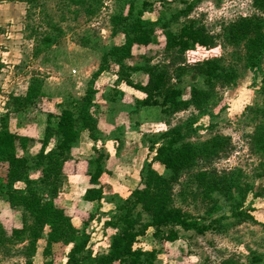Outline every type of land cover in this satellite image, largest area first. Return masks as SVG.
<instances>
[{"label":"rangeland","instance_id":"374dc122","mask_svg":"<svg viewBox=\"0 0 264 264\" xmlns=\"http://www.w3.org/2000/svg\"><path fill=\"white\" fill-rule=\"evenodd\" d=\"M143 1L134 0L135 12L143 8ZM147 1L153 6L152 9L145 8L142 16L151 20L168 18L185 4V0ZM28 8L35 15H29ZM122 8L127 12L129 0H0V63L3 64L0 73V116L7 109L10 95L24 94L33 76L43 79L42 90L49 98L39 101L37 106L29 105L21 112L12 113L9 123L11 130L42 137L47 124L46 110L53 109V102L69 95L82 96L85 93L89 80L99 67L103 52L115 40H119L111 37V16ZM252 15H264V6L255 4L253 0H199L189 17L182 18V23H188L192 18L202 20L217 36L213 48L188 51L189 64L219 56L224 66H235L238 77L235 84L217 87V95L209 102L205 112L191 107L177 112L169 120L171 125L192 120L196 133L190 139L195 142L213 137L226 139L229 143L226 152H229L222 153L212 166L218 171H235L240 184L249 187L241 208L252 206L254 219L236 223L233 200L218 194L212 198L205 196L194 199L189 193L190 189L184 197L180 194L182 184H177L175 193L178 194V205L198 219L207 218V222L220 218L221 224L203 234L179 229L180 238L173 242L154 237L153 228L148 229L137 246L145 250H158L157 264H202L207 260L219 262L224 258L247 264L252 250L262 255L259 264H264V152L252 150L247 137L249 134L264 133V122L260 119L263 116L254 117L250 109L262 104L260 90L264 58L260 66L250 68L242 55L246 36L233 37L227 29L234 27L240 17ZM44 19L54 25L59 39L56 44L40 52L36 49V41L29 37L28 25L39 22L44 26ZM160 44L152 45V48L159 50ZM145 48H135V54L128 62H141ZM153 60L167 59L158 51ZM132 78L134 81H146L143 72L134 73ZM178 85L184 88V97L187 98L191 85L204 87L205 83L202 76L187 68ZM96 86L98 91L92 109L98 118L102 137L94 142L82 135L76 142L74 155L78 161L71 162L69 167L77 172L61 176L56 200L81 231L90 233L89 248L94 254L107 249L115 229L106 226L105 222L129 194V190L139 182L148 154L145 134L157 133L169 127L164 122L159 106L135 110V99L144 94L118 82L116 65L112 64L108 71L96 78ZM115 87L125 94L111 101L108 97ZM94 147L108 153L105 160L108 171L100 178L104 188L103 198L90 203L83 200V194L90 186L86 159L95 154ZM155 167L167 173L158 163ZM4 173L5 169L0 168V181ZM32 175L38 176L39 171ZM18 186L23 184L19 183ZM214 198L218 200V207L209 215L208 209ZM90 212L95 213V217L85 225L83 222L88 219ZM0 216L9 231L29 220L28 215L11 208L4 196H0ZM49 230V227H45L38 241L34 256L36 264H44L43 251ZM23 244L19 243L16 247ZM71 245L64 241L53 243L55 264L66 261ZM23 260L22 255L5 256L0 250V264H21Z\"/></svg>","mask_w":264,"mask_h":264},{"label":"trees","instance_id":"16d2710c","mask_svg":"<svg viewBox=\"0 0 264 264\" xmlns=\"http://www.w3.org/2000/svg\"><path fill=\"white\" fill-rule=\"evenodd\" d=\"M253 1L264 6V0ZM198 2L185 0L184 6L170 17L151 20L142 16L145 8L152 9L150 1H143V8L135 12L134 0H129L127 12L122 8L111 16V37L119 40H115L103 52L99 67L82 96L69 95L59 101L53 100V109L46 110L47 124L42 137L11 130L9 123L12 113L21 112L29 105L37 106L39 101L49 100L42 90L43 79L33 76L24 94L10 95L7 109L0 116V168L5 169L0 181V196H4L11 208L28 215L29 220L24 221L21 227H13L9 231L0 216V250L3 255H22L24 260L21 264H36L34 256L38 241L45 227H49L43 251L44 264H55L52 247L57 241L72 244L63 264H157L158 250H145L137 246L148 229L153 228L154 237L173 242L180 238L179 229L203 234L221 224L220 218L207 222V218L198 219L178 205V194L175 193L177 184H182L180 194L184 197L190 189L189 193L194 199L205 196L212 198L218 194L233 200L236 223L254 219L252 206L241 208L249 187L240 184L235 171H218L212 166L223 154L229 152H226L229 144L226 139L213 137L195 142L190 139L196 133L192 120L170 124L169 118L191 107L201 113L205 112L209 102L217 95V87L235 84L238 77L235 66H224L219 56L195 60L189 64L188 51L213 48L217 39L216 34L198 18L182 23V18L189 17ZM28 13L35 15L31 8H28ZM44 21V26L39 22L28 25L29 37L36 41V49L40 52L56 44L59 39L54 25L48 23V19ZM234 25L227 29L233 37L246 36L242 55L247 65L255 69L264 58V15L240 17ZM158 43H161L159 50L152 48V45ZM138 47H146L141 56L142 61L128 62ZM158 51L163 53L166 61L154 62ZM112 64L117 66L118 82L144 94L135 99V110L145 106H159L164 122L169 127L157 133L145 134L148 154L139 182L129 190V194L105 222L106 226L115 229L107 249L94 254L89 248L90 233L81 231L71 215L56 200L61 176L77 172L71 170L69 164L78 161L74 149L82 133H86L94 142L102 137L92 107L98 91L96 78L108 71ZM2 68L3 64L0 63V73ZM187 68L202 76L205 86L191 85L187 91L189 97L185 98L184 88L178 82ZM136 72H143L146 81H134L132 76ZM260 91L262 104L250 109L254 117L263 116L260 118L263 123L264 76ZM124 94L123 90L115 87L108 99L116 101ZM247 137L252 150L264 152V133L249 134ZM94 152L93 156L86 159L90 186L83 194V200L90 203L103 198L104 188L100 178L108 171L105 168L108 153L98 147H94ZM156 163L167 173L156 168ZM37 171L39 175L34 177L32 174ZM19 183L23 186H18ZM217 207L218 200L214 198L208 214L212 215ZM94 217L95 213L90 212L83 223L87 225ZM19 243L25 244L16 247ZM251 252L247 264H259L262 255L253 250ZM202 264L241 263L233 258H224L219 262L207 260Z\"/></svg>","mask_w":264,"mask_h":264},{"label":"crops","instance_id":"0c3cea01","mask_svg":"<svg viewBox=\"0 0 264 264\" xmlns=\"http://www.w3.org/2000/svg\"><path fill=\"white\" fill-rule=\"evenodd\" d=\"M75 96H77V95H75ZM80 96V95H79ZM82 135H84L85 137H87V135H86V133H82ZM88 138V137H87ZM89 139V138H88Z\"/></svg>","mask_w":264,"mask_h":264}]
</instances>
